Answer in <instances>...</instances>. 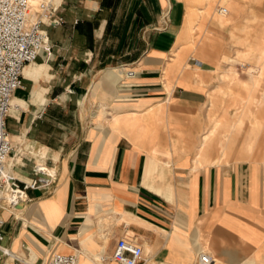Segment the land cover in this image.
Wrapping results in <instances>:
<instances>
[{
    "label": "crops",
    "instance_id": "1",
    "mask_svg": "<svg viewBox=\"0 0 264 264\" xmlns=\"http://www.w3.org/2000/svg\"><path fill=\"white\" fill-rule=\"evenodd\" d=\"M48 1L63 19L44 26L52 58L25 65L5 127L30 151L14 176L27 180L43 163L55 180L27 190L20 209H0V245L15 254L0 252V264L46 263L53 253L118 264L110 255L124 234L141 245L144 264H197L201 252L212 264H264V127L248 106L257 98L241 97L246 80L223 81L228 63L194 58L203 57L196 43L210 8L218 5L223 25L231 0L195 9L187 0ZM243 42V54L264 52L262 38ZM226 96L232 118L210 128ZM245 121L236 159L225 160L226 134L203 150L219 126Z\"/></svg>",
    "mask_w": 264,
    "mask_h": 264
},
{
    "label": "built area",
    "instance_id": "2",
    "mask_svg": "<svg viewBox=\"0 0 264 264\" xmlns=\"http://www.w3.org/2000/svg\"><path fill=\"white\" fill-rule=\"evenodd\" d=\"M57 7L50 1H39L36 8L29 0H0V209H19L28 201L29 189H48L55 180L53 169L42 164L32 168L33 176L19 180L12 172L8 157L13 150L12 141L6 131L5 121L11 108V99L22 85V73L26 64L41 57L44 61L52 58V43L45 25L56 26L63 22L55 17ZM132 76V71H127ZM3 219L0 215V241L3 239ZM4 255L14 254L0 245ZM15 255V254H14ZM110 259L118 264H144L143 249L134 238L120 236L113 248ZM104 261L105 259H101ZM19 264H78L76 254L53 253L46 263L25 262ZM197 264H212L207 253H199Z\"/></svg>",
    "mask_w": 264,
    "mask_h": 264
},
{
    "label": "rangeland",
    "instance_id": "3",
    "mask_svg": "<svg viewBox=\"0 0 264 264\" xmlns=\"http://www.w3.org/2000/svg\"><path fill=\"white\" fill-rule=\"evenodd\" d=\"M39 1L48 0H37L36 3H34V6L32 5L33 9L36 8L35 5H37ZM220 1L222 0H219V2ZM187 4L188 8L193 9L204 6V4H201V0H187ZM221 5L222 4H220V6ZM228 5L230 14L224 20L223 25H219L214 16V14H216L215 9L216 7H218V5L215 6V4H213V6L210 8V16L203 21L205 25L203 28V35L205 36L200 39L202 41V45L199 42L198 44L196 43V47L203 46V57L195 55V53L193 52L194 58L200 61H210L213 63H217L218 61L228 63L229 67L225 69L227 72L224 75L225 77L223 78V81H225L229 85L231 84V87L234 86V84H232L233 80L236 81L238 78H240L241 80H246L245 82L242 81L243 83H241V97H243V99L250 104L253 98H257L254 101V103H257L256 105L248 106L252 108L254 117L259 120L262 124V127H264V52L261 54L259 53V51L253 50L247 54H243V51L246 48L243 42L244 39L252 43H255L257 40H259V38L264 39V0H240V2L239 0L238 2L231 0ZM189 51L192 52L191 49ZM234 63L239 65L240 68L236 69L233 66ZM219 64L217 63L216 65ZM242 64H245L246 67L241 66ZM216 69L219 70V68ZM228 97L229 96H226L224 100L216 102L215 106H219L220 108H222L223 113L225 114H222L220 116H210V128H212L214 123L217 121L223 122L225 121V119H229V117L232 118V115H230L229 113L234 112L235 106L232 105L233 102L229 100ZM239 100L241 99H236L234 104ZM12 105L9 115L11 114V110L13 107ZM256 108L257 112L260 113L257 116L255 115L254 111V109ZM250 111L251 110H249V112ZM39 116L40 115H38L37 117ZM236 118L240 120V122L234 124V126L239 127L242 119H240L239 117ZM248 126V122L245 121L241 129L233 130L224 127L222 124L218 127L217 133L212 138L209 145L203 148V150L205 151L208 147L211 148L212 145H216L218 138L223 136V134H226L227 136L225 138V145L227 146L226 153L228 155H226L225 160L228 161L231 159H236V156L241 153V145L243 141L245 139H248ZM206 139L207 135L204 136L203 140L206 141ZM257 139L258 145L261 146L263 144L262 140L264 139V131L259 132ZM12 146L13 150L7 159L8 162L14 164L18 161L17 159L19 158L28 160L27 153L30 154V151L28 149L19 148V146H15L13 143ZM260 146L257 150L264 151V148ZM22 150L26 151V153H23ZM36 164L44 165L43 163H35L34 165ZM4 256L11 257L10 255Z\"/></svg>",
    "mask_w": 264,
    "mask_h": 264
},
{
    "label": "bare ground",
    "instance_id": "4",
    "mask_svg": "<svg viewBox=\"0 0 264 264\" xmlns=\"http://www.w3.org/2000/svg\"><path fill=\"white\" fill-rule=\"evenodd\" d=\"M36 1L37 0H29V2L31 3V5H33L34 6V3H36ZM38 4V3H37ZM36 6V5H35ZM13 98V97H12ZM11 105H12V99H11ZM239 109H241V108H239ZM251 111L249 112V115H248V117H247V119H250V123H251V125L253 126V127H255L256 129H258L259 128V124H258V122L255 120V119H253V117L251 116ZM240 122V120H238L237 118H236V120H234L233 121V125L234 124H236V123H239ZM262 129V128H261ZM251 132V131H250ZM256 138V137H255ZM256 140V139H255ZM251 144V143H250ZM249 144V145H250ZM248 146V145H247ZM250 146H248V149H249V152H251L250 151V148H249ZM247 149V148H246ZM22 207V205H19V209ZM0 252H4V254H6V253H8L6 250H4V249H2V250H0ZM10 256H12L13 257V255L10 253L9 254ZM15 260H18V259H15ZM78 264H80V261H79V258H78Z\"/></svg>",
    "mask_w": 264,
    "mask_h": 264
},
{
    "label": "water",
    "instance_id": "5",
    "mask_svg": "<svg viewBox=\"0 0 264 264\" xmlns=\"http://www.w3.org/2000/svg\"><path fill=\"white\" fill-rule=\"evenodd\" d=\"M19 207V206H18Z\"/></svg>",
    "mask_w": 264,
    "mask_h": 264
}]
</instances>
